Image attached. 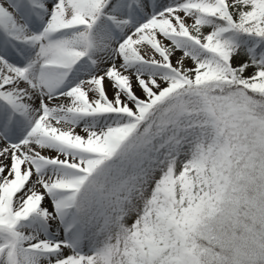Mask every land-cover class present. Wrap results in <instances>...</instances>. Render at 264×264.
Wrapping results in <instances>:
<instances>
[{"label": "snow or ice", "instance_id": "6c2138e0", "mask_svg": "<svg viewBox=\"0 0 264 264\" xmlns=\"http://www.w3.org/2000/svg\"><path fill=\"white\" fill-rule=\"evenodd\" d=\"M0 264H264V0H0Z\"/></svg>", "mask_w": 264, "mask_h": 264}]
</instances>
